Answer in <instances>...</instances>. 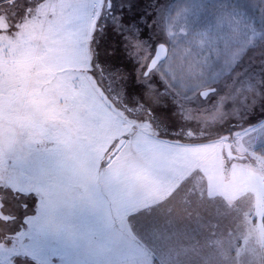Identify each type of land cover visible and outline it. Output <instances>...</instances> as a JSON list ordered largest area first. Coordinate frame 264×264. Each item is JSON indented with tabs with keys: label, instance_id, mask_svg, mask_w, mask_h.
<instances>
[{
	"label": "rangeland",
	"instance_id": "obj_1",
	"mask_svg": "<svg viewBox=\"0 0 264 264\" xmlns=\"http://www.w3.org/2000/svg\"><path fill=\"white\" fill-rule=\"evenodd\" d=\"M110 1L0 0V264H264V25Z\"/></svg>",
	"mask_w": 264,
	"mask_h": 264
},
{
	"label": "trees",
	"instance_id": "obj_2",
	"mask_svg": "<svg viewBox=\"0 0 264 264\" xmlns=\"http://www.w3.org/2000/svg\"><path fill=\"white\" fill-rule=\"evenodd\" d=\"M186 0H182V5H185ZM198 2H203L202 5L203 7H206L207 9H212V10H216V9H226L229 8L230 5L231 7H233L234 9H240L242 12L244 11V16L247 19H249L251 21V25L254 24H260V25H264V0H198ZM244 4V7H240L238 5ZM248 7V9H247ZM251 7V9H250ZM254 8H256L257 10H255ZM208 11V10H207ZM185 29V33L187 34L189 31H192V33H194L193 35L196 36L197 34H200V31H202V35L206 32V30H199L196 31L195 30H191V28H184ZM181 32V30H180ZM184 33L181 32L180 34V38H181V43L179 44L180 47L185 45V42L190 44L191 43V37L189 38L188 35H186ZM119 58V56H117ZM107 59H112L111 57H106ZM115 58V56H114ZM113 60V59H112ZM118 61H121V59H115ZM207 65H209V62H206ZM219 66V65H218ZM221 66L219 67V69L216 70V72L220 71ZM215 72V73H216ZM115 74V73H114ZM178 81H183L185 83V86H188L187 88H190V83L188 82V80H185V78H177ZM180 79V80H179ZM174 85L177 87V82L176 80L173 82ZM213 87H216L215 85ZM179 88V87H178ZM181 89V87H180ZM179 89V90H180ZM133 90V88H131V91ZM217 90V87H216ZM183 91V90H180ZM184 93H187L186 90L183 91ZM257 151H259L263 156H264V144L258 146L256 148Z\"/></svg>",
	"mask_w": 264,
	"mask_h": 264
},
{
	"label": "water",
	"instance_id": "obj_3",
	"mask_svg": "<svg viewBox=\"0 0 264 264\" xmlns=\"http://www.w3.org/2000/svg\"><path fill=\"white\" fill-rule=\"evenodd\" d=\"M169 55V46L167 43L160 42L158 43L156 47L155 54L151 58L148 67L146 69L145 74H149L153 69H155L162 61H164ZM216 91V87H207L201 90V95L203 97H207L209 94L213 93ZM127 139L125 137L121 138L113 151L108 155V159H110L114 154L118 152V150L121 148V146L125 143ZM224 151L227 155V157L234 159L236 157H239L236 153H234L232 149V143L231 142H226L224 144Z\"/></svg>",
	"mask_w": 264,
	"mask_h": 264
},
{
	"label": "flooded vegetation",
	"instance_id": "obj_4",
	"mask_svg": "<svg viewBox=\"0 0 264 264\" xmlns=\"http://www.w3.org/2000/svg\"><path fill=\"white\" fill-rule=\"evenodd\" d=\"M110 6H111V1L109 0ZM108 84H110V89L112 91V93L114 95L117 96V98H121L122 100H124V98H122L120 95H122L123 93V88L122 86L118 83L116 75L112 72V76L108 77ZM125 95V94H124ZM190 131V130H188Z\"/></svg>",
	"mask_w": 264,
	"mask_h": 264
},
{
	"label": "crops",
	"instance_id": "obj_5",
	"mask_svg": "<svg viewBox=\"0 0 264 264\" xmlns=\"http://www.w3.org/2000/svg\"><path fill=\"white\" fill-rule=\"evenodd\" d=\"M214 186V185H213ZM214 187H218V188H220L221 189V191H223V190H226V188H224V187H219V186H217V185H215Z\"/></svg>",
	"mask_w": 264,
	"mask_h": 264
}]
</instances>
